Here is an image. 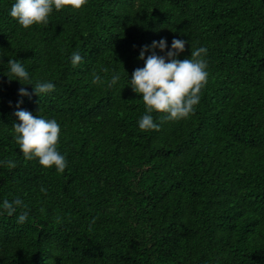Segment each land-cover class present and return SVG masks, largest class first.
Listing matches in <instances>:
<instances>
[{
	"label": "trees",
	"instance_id": "1",
	"mask_svg": "<svg viewBox=\"0 0 264 264\" xmlns=\"http://www.w3.org/2000/svg\"><path fill=\"white\" fill-rule=\"evenodd\" d=\"M13 3L0 0V160L17 166L0 167V202L29 217L0 215V264H264V0H89L29 29ZM162 38L188 41L181 60L206 47L210 75L194 115L144 132L127 84ZM9 59L55 91L9 81ZM18 110L61 124L63 174L24 158Z\"/></svg>",
	"mask_w": 264,
	"mask_h": 264
},
{
	"label": "clouds",
	"instance_id": "2",
	"mask_svg": "<svg viewBox=\"0 0 264 264\" xmlns=\"http://www.w3.org/2000/svg\"><path fill=\"white\" fill-rule=\"evenodd\" d=\"M89 0H14L9 15L19 25L29 29L34 25L48 26L54 12H60L66 8L80 10L88 4ZM188 41L174 38L169 48L167 39L153 41L151 45H145L140 51L139 59L144 61V66L133 71L129 83L132 90L142 97L145 104V114L138 120L141 131H159L166 122L180 121L190 118L195 114L200 104L202 91L208 83L209 63L207 60L208 49L199 47L191 51L190 58L179 59L185 51ZM157 49L163 55L157 54ZM146 53H150L147 56ZM18 59H9V81L16 80L22 85H32L36 95L41 97L55 91V84L49 80H41L32 83L29 70ZM71 65L78 67L84 62V57L79 51H73L70 57ZM105 73L108 69H103ZM121 77L112 74L108 81V87L118 84ZM94 84H103L105 81L100 74H93ZM21 97L30 96L26 88L18 89ZM23 101L17 102V108ZM165 114L163 119L156 122L153 113ZM19 122L14 127V139L20 152L28 161L38 160V163L46 168L63 174L68 168L66 154L59 150L62 135V126L55 118H46L42 115H33L28 110H18L15 113ZM15 160H0V167L15 168ZM42 192L47 191L41 188ZM21 211L16 219L18 224H24L29 217L27 205L20 198L13 200L4 199L0 202V215L13 216Z\"/></svg>",
	"mask_w": 264,
	"mask_h": 264
}]
</instances>
